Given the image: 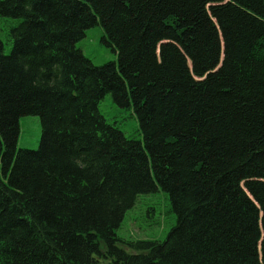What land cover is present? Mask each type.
I'll use <instances>...</instances> for the list:
<instances>
[{
  "label": "trees",
  "instance_id": "16d2710c",
  "mask_svg": "<svg viewBox=\"0 0 264 264\" xmlns=\"http://www.w3.org/2000/svg\"><path fill=\"white\" fill-rule=\"evenodd\" d=\"M0 264H264V0H0ZM100 24L117 63L76 43ZM131 106L142 139L98 110ZM38 116V148L17 150ZM167 194L162 241L118 237Z\"/></svg>",
  "mask_w": 264,
  "mask_h": 264
},
{
  "label": "rangeland",
  "instance_id": "374dc122",
  "mask_svg": "<svg viewBox=\"0 0 264 264\" xmlns=\"http://www.w3.org/2000/svg\"><path fill=\"white\" fill-rule=\"evenodd\" d=\"M17 19L0 17V40L4 44V54L11 49V38L8 37L10 28ZM105 32L97 25L87 29L84 37L76 47L91 62L100 66L108 62L117 63V55L105 42ZM98 110L109 122L119 128L127 138L142 139L139 125L131 106H119L108 93L98 104ZM19 134L17 150L38 148L42 126L38 116H22L19 118ZM175 222L174 213L170 209L167 194L157 189L146 195H139L134 206L129 209L120 227L116 230L118 237L125 240H157L162 241Z\"/></svg>",
  "mask_w": 264,
  "mask_h": 264
},
{
  "label": "bare ground",
  "instance_id": "6f19581e",
  "mask_svg": "<svg viewBox=\"0 0 264 264\" xmlns=\"http://www.w3.org/2000/svg\"><path fill=\"white\" fill-rule=\"evenodd\" d=\"M134 206V205H133Z\"/></svg>",
  "mask_w": 264,
  "mask_h": 264
}]
</instances>
